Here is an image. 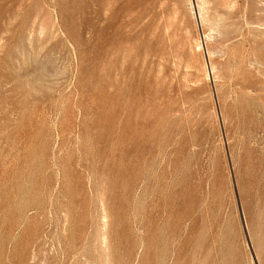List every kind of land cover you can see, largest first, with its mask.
Wrapping results in <instances>:
<instances>
[{
  "label": "rangeland",
  "instance_id": "1",
  "mask_svg": "<svg viewBox=\"0 0 264 264\" xmlns=\"http://www.w3.org/2000/svg\"><path fill=\"white\" fill-rule=\"evenodd\" d=\"M0 264H264V0H0Z\"/></svg>",
  "mask_w": 264,
  "mask_h": 264
},
{
  "label": "bare ground",
  "instance_id": "2",
  "mask_svg": "<svg viewBox=\"0 0 264 264\" xmlns=\"http://www.w3.org/2000/svg\"><path fill=\"white\" fill-rule=\"evenodd\" d=\"M198 47H199V45H198ZM108 257H109V255H108ZM108 257H107V258H108ZM107 258H106V259H107ZM105 261H106V260H105ZM108 262H109V261H108Z\"/></svg>",
  "mask_w": 264,
  "mask_h": 264
}]
</instances>
